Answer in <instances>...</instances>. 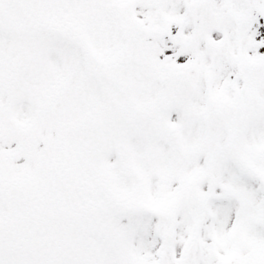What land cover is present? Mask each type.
<instances>
[{"label": "snow or ice", "instance_id": "snow-or-ice-1", "mask_svg": "<svg viewBox=\"0 0 264 264\" xmlns=\"http://www.w3.org/2000/svg\"><path fill=\"white\" fill-rule=\"evenodd\" d=\"M0 264H264V0H0Z\"/></svg>", "mask_w": 264, "mask_h": 264}]
</instances>
